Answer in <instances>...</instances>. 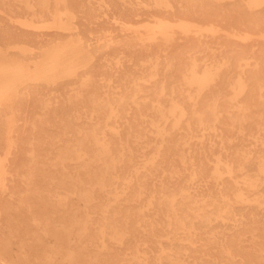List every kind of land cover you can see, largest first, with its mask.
I'll return each instance as SVG.
<instances>
[{
  "label": "rangeland",
  "instance_id": "rangeland-1",
  "mask_svg": "<svg viewBox=\"0 0 264 264\" xmlns=\"http://www.w3.org/2000/svg\"><path fill=\"white\" fill-rule=\"evenodd\" d=\"M46 1L43 7L41 0H0V264H115L113 259L119 261V253L126 250L115 247L112 257L105 249L104 234L88 215L87 198L50 183L84 170L72 167V159L84 149V136L95 128L109 138L119 132V140L125 141L138 132L154 137L149 121L141 126L139 120L133 131L129 128L133 110L125 114L124 108H107L99 113L97 104L136 100L168 106L172 88L185 85L184 73L191 71L199 76L218 71L203 95L214 93L221 102H231L239 73L256 69V64L264 68V4ZM166 23L173 26L167 39L161 32ZM182 25H192L193 30L186 33ZM149 30L156 39H150ZM21 71L26 75L23 81L8 82ZM164 82L167 96L158 98L156 89ZM135 86L143 88L148 99L122 98L135 93ZM198 91L194 86L190 94ZM98 117L110 120L112 129L101 130ZM260 124L264 130V121ZM212 125L213 130L194 128L196 138L190 145L182 142L180 149L213 150L219 156L225 147L264 156V132L257 133V123L237 124L234 131L227 129L225 119ZM242 127L251 135L243 137ZM216 155L210 159L216 160ZM199 163L213 166L206 160ZM209 188L212 184H203L198 190ZM93 201L102 207L105 199L98 195ZM243 213L259 211L248 208ZM258 215L259 231L246 233L241 245L242 253H252L264 264V253L254 252L257 245L264 246V215ZM242 222L251 223L249 217L214 222L213 230L223 240L240 230ZM212 255V260L233 262L217 250Z\"/></svg>",
  "mask_w": 264,
  "mask_h": 264
},
{
  "label": "bare ground",
  "instance_id": "bare-ground-1",
  "mask_svg": "<svg viewBox=\"0 0 264 264\" xmlns=\"http://www.w3.org/2000/svg\"><path fill=\"white\" fill-rule=\"evenodd\" d=\"M41 4L46 7L47 1L41 0ZM252 4L263 5L264 0H252ZM172 27L169 23L161 27L165 39ZM180 27L186 33L193 30L192 25ZM149 34L150 39H156L151 30ZM218 74V71H206L201 76L197 71L184 73L185 85L172 88L168 106L160 101L136 100L127 104L118 101L97 104L95 112L99 113H105L107 108L113 112L124 108L125 114L133 110L132 122L127 120L129 128L133 131L139 120L141 126L149 121L154 137L138 132L128 134L125 141L119 140V132L109 138L95 128L93 134L84 136V149L72 159V167L82 166L84 170L50 183L87 198L88 215L104 234L105 249L112 257L115 247L126 250L119 253V261L113 259L115 264H261L252 253H242L241 242L246 233L259 231L255 219L259 213L264 215V156L233 153L225 147L219 156L213 150L180 149L182 142L190 145L189 141L196 138L194 128L213 130L212 122L222 119L227 129L233 131L237 124L257 123V133L263 134L260 122L264 121V68L256 64L254 70H242L231 87L233 95L228 103L221 102L214 93L203 95ZM157 76L156 73L153 78ZM25 77L21 71L8 82L23 81ZM194 86L199 89L196 96L190 94ZM133 90L135 93L122 98L148 99L143 88L135 86ZM167 90L164 82L157 87L156 96H167ZM186 98L190 100L184 101ZM233 109L236 114L231 112ZM97 122L100 129L104 125L101 130L112 129L110 120L98 117ZM62 125L68 130L65 122ZM240 133L243 137L251 135L243 127ZM215 155L216 160L210 159ZM205 160L213 166L199 163ZM203 184H212L213 188L199 191ZM98 195L105 199L102 207L93 201ZM248 208L259 213L247 216L243 212ZM247 217L250 224L242 222L240 230L231 236L222 234L223 240L213 230L214 222ZM212 250L233 262L212 260ZM254 252L264 253V246L257 245ZM238 256L240 261H236Z\"/></svg>",
  "mask_w": 264,
  "mask_h": 264
}]
</instances>
